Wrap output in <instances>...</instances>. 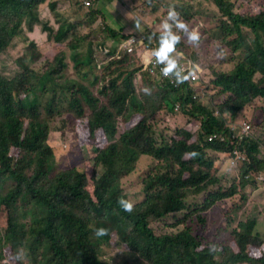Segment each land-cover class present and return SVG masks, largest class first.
Masks as SVG:
<instances>
[{
  "label": "clouds",
  "instance_id": "1",
  "mask_svg": "<svg viewBox=\"0 0 264 264\" xmlns=\"http://www.w3.org/2000/svg\"><path fill=\"white\" fill-rule=\"evenodd\" d=\"M35 1L37 18L23 13L20 19L23 22L24 18H33L40 25L33 26L32 32L26 35L29 42L22 49L27 52L20 57H25L24 63L28 65L26 68L20 65L22 71L15 75L26 71L29 90L21 89L15 97L39 100L40 92L46 106L59 110L60 104L61 109L67 106V102L71 104L83 87L95 93L91 85L84 83L91 82L99 86L100 95H95L99 97L100 105L108 100L106 97L111 93L115 80L122 90L130 78L133 93L129 96L125 92L120 94L131 111L139 110L134 111L138 114L130 124L119 120L118 131L107 133L102 128L92 130L93 111L85 103V107L91 110L86 129L81 125L83 129L78 135L75 133V141L65 145L67 155L62 157L61 154V157L66 160L58 165L54 164V156L62 148L67 129L59 139L56 122L60 120H56L55 130L54 120H50L45 142L50 151H43L41 159H29L28 162L33 165L46 163L50 178L58 181L19 195L10 194L8 186L0 188L3 191L0 199V262L30 264L25 255L28 249L38 256V264H73L75 261L70 258L69 248L74 244L81 251L82 258L91 257L99 264H155L158 249L143 246L134 251L129 239L137 233L141 236L153 232L163 235L186 228L201 241L198 264L207 256L223 264L232 253H240L243 247L251 258H263L264 238L256 231L259 217L257 224L246 234L233 233L231 221L235 209L227 199L202 212L203 222L192 216L185 224L177 225L194 205L203 203L213 189L207 187L199 194L193 190L184 193L171 178L170 147L179 130L191 136L189 144L204 141L233 146V149L207 152V157L214 161V176H235L237 180V171L246 172L242 178L247 186L242 192L248 201L249 195L255 193L264 199V97L259 95L241 103L244 106L236 115L222 110V104L231 95L222 90V83L233 82L236 72L249 70L256 61L264 59V22L255 17L264 9L252 0ZM238 3L243 7L238 8ZM81 6L88 9L85 14H82ZM113 8L119 14H124L126 8L133 13L137 9L140 12L132 19L125 14L117 18ZM230 8L236 17L252 18L241 22L236 31H227V22L232 18ZM94 10L99 12L93 21L90 14ZM146 17L150 20L146 21ZM134 20L136 28H129ZM61 23L66 27L75 25L66 38L57 36ZM119 28L124 29L125 37L115 39L108 33V29L116 33ZM46 46L48 50L45 53L54 54V58L50 60V66L39 73L32 66V61L44 52ZM73 46L77 48L73 49ZM9 47L0 42V54L8 51ZM66 48L71 49L70 57L63 55ZM32 50L36 51L35 57L30 56ZM76 55L91 57L92 61L77 67ZM61 57L67 63L66 67L57 63V58ZM69 67L75 78L65 76ZM0 75L8 79L15 77ZM260 77L261 73L256 72L254 80L258 81ZM25 92H28L26 96ZM194 105L224 120L227 131L205 135L202 130L204 117L193 111ZM161 112L183 114L187 117L185 126L168 134L156 135L153 121ZM39 116L46 117L45 110L36 107L30 111L21 120L24 121V129L30 119ZM144 116L149 118L153 142L142 149L134 162L118 157L116 152L122 136L138 128ZM86 117L85 108V116L81 119ZM91 145L94 146L93 159L86 162L83 169L77 168L76 165L85 162L84 147ZM68 146L72 147L71 152L66 151ZM240 146L243 150L239 149ZM7 152L8 159L22 157L21 151L15 147H9ZM76 153L83 157L82 163L74 164L68 160ZM197 155L193 151L185 155V159L190 160ZM8 159L4 163L0 160V168L13 165ZM149 161L154 165L141 176L140 195L136 198L131 190L125 189L124 181L139 174ZM86 181L88 186L84 185ZM98 181L100 189L94 186ZM221 203L223 220L214 233L209 234L208 229L204 234L195 231L199 224L207 223L208 213ZM108 206L110 209L106 211ZM40 237H70L72 241L46 244L40 242ZM9 252L13 254L9 255Z\"/></svg>",
  "mask_w": 264,
  "mask_h": 264
},
{
  "label": "trees",
  "instance_id": "2",
  "mask_svg": "<svg viewBox=\"0 0 264 264\" xmlns=\"http://www.w3.org/2000/svg\"><path fill=\"white\" fill-rule=\"evenodd\" d=\"M252 2L259 4L264 9V2L261 0H252ZM35 10V0L32 2L0 0V42L11 46L15 39L22 38L15 45L24 48L26 42H29V38L22 34L23 22L20 18L23 13L37 18ZM98 12L99 10L91 11L92 14L90 16H92L93 21L97 19ZM230 13L232 18L227 22V31H236L241 22L252 18V16L239 15L236 17V13L232 8H230ZM255 17L264 22V10ZM73 28H75V25L70 24L66 27L65 24L61 23L57 36L66 38ZM50 31L52 32L51 28ZM108 33L115 39L126 36L124 29L121 28L117 29L116 33L108 29ZM76 48V46H73V49ZM36 55V51L32 50V55L30 56L35 57ZM74 59L77 67L80 64H90L92 61L91 57H84L83 55H76ZM57 63L61 67H66L67 65L62 57L57 58ZM20 65L26 68L28 64L22 62ZM256 72L261 73L258 81L254 80ZM27 82L28 76L26 71L21 72L12 79L0 75V160L4 163L5 159H8L7 151L9 147H15L22 153V157L17 160L8 159L13 165H2L0 168V188L8 186L10 194L19 195L23 192L32 191L37 186L57 183V179L53 180L49 176V165L46 163L33 165L28 162L29 159H41L43 151H50L45 142L50 129L51 119L54 120L56 117H62L65 114L69 115L70 121L74 122L75 119L80 120L85 116V103H87L93 111L91 118L92 130L95 131L102 128L107 133H116L118 131L119 120L124 121L127 125L138 114L134 111L139 109L131 111L127 101L120 94L121 92H125L129 96L133 93L134 89L130 78L126 80V85L122 90H119L120 86L116 80L112 83L111 93L106 97L108 100L105 104L101 103L99 105V97L95 95L94 91L88 87H83L79 91V94H76L71 104L67 102V106L62 109L60 104L58 106L59 110L50 109L42 100L39 101L38 98L33 100L26 98L22 100L15 97V94L21 89L29 90L26 85ZM40 87L44 88L43 85H40ZM222 90L231 94L222 104V110H228L233 115H236L242 109L244 104L241 103H247L253 98L259 97V95L264 97V59L256 61L253 68L249 70L236 72L233 82L222 83ZM27 94L28 92H25V96ZM36 107L40 110H45L46 117H33L28 121L27 128L24 129V121L21 122V120ZM194 108L193 111H197L198 114H202L204 117L202 130L205 135L213 132L227 131L224 120L214 117L205 108L197 105H194ZM142 120L138 128L122 136L120 148L116 152L118 157H124L134 162L138 159L142 149L153 142L151 128L148 126L149 118L144 116ZM175 137L170 147L173 167L172 180L186 194L189 190H193L196 194H199L207 187L213 189L204 202L194 205V208L186 214L184 219L177 222V225L185 224L192 216H196L199 221L203 222L202 212L210 209L213 204L227 199L228 203H231L235 209L233 220L231 221L232 228L234 229L232 232L246 234L250 231L251 227L255 223L257 224V216L252 207L249 205L243 214L239 213L242 205L248 201L247 196L242 192V189H245L247 186V182L242 178L246 172L237 171V180L229 183L228 175L214 176V161L207 157L208 151H224L233 149V146L204 141L189 144L191 136L187 132L180 130L176 132ZM239 149L243 150L242 146ZM193 151L197 152L198 155L190 160H186L185 155ZM88 184V181L84 183L86 186ZM94 186L97 189L101 188L99 181L95 182ZM109 209L110 206L106 208V211ZM38 239H40V242L46 244H66L72 241L70 237L62 239L40 237ZM200 244L201 241L192 234L189 228L182 229L177 233L163 235H156L153 232L150 235L141 236V234L137 233L129 239V245L134 251L143 246H147L152 250L158 249V260L155 264H198V247ZM13 251L15 252L14 249ZM69 253L71 260L75 261L73 264H99L97 261L92 260L91 257L82 258L80 256L81 251L74 244L70 246ZM12 254V252H9V255ZM25 255L30 264H38L40 261L38 256L28 249ZM244 262H248L249 264H264V257L253 259L248 255L245 247H243L240 253H232L231 257L227 258L223 264H243ZM8 263L0 262V264ZM200 264L221 263L215 262L207 256Z\"/></svg>",
  "mask_w": 264,
  "mask_h": 264
},
{
  "label": "rangeland",
  "instance_id": "3",
  "mask_svg": "<svg viewBox=\"0 0 264 264\" xmlns=\"http://www.w3.org/2000/svg\"><path fill=\"white\" fill-rule=\"evenodd\" d=\"M127 1L130 2L131 0H127ZM237 7L238 8L243 7V4L238 3ZM87 10L88 9L86 7L81 6L82 14H85L87 12ZM114 11L117 12V18H120L122 15L125 14L129 19H132L136 15V13L140 12V9L135 10V13H133L128 8H126L124 14H122V13L119 14L120 12L118 13V11L115 9H114ZM109 17H110V15H109ZM148 20H150V18L146 17V21H148ZM134 21H135L134 24L132 26H130L129 28H133V29L136 28V20H134ZM38 25H40L39 21L33 20V18H24L23 24H22V34L29 35L30 32H32V27L38 26ZM40 33H41V31H40ZM42 34L44 36L45 33H42ZM19 41H20V39L14 40L12 45L9 47L10 49L8 51L0 54V73L5 74L6 76H8L10 78L14 77L18 72L22 71V67L20 66V63H22L26 60L25 57H20V55L23 53H26L27 51L22 49L23 47H18L15 45ZM47 50H48V46L45 47V50L43 53L38 54L39 57L37 56L36 59H34L32 61V64H33L32 66L39 73H43L47 69V67L50 66V64L52 63V62H50V60H52L54 58V54L45 53V51H47ZM78 51H79V53L84 54L81 50H78ZM70 52H71V49L66 48L63 51V55L66 57H70ZM64 74L67 78H75V76L71 70V67L67 68L65 70ZM84 83L87 84L88 86L91 85V87L95 90V93L100 95L99 90H98L99 86L97 84H94L91 82H88L89 84L87 82H84ZM103 84H106V82H104ZM152 94H154V93H152ZM40 100H41V95L39 92V101ZM168 102L170 105H172V103H173L171 99H169ZM86 110H87V117L84 119H81V120L75 119L74 122L70 121L69 115L67 116L65 114L62 117L58 116L54 119V130H55L56 119L60 120L59 122H56V131L58 132V138L59 139H62V134L67 129L65 134H64L65 139L62 142L63 151H62V148H59L58 152L54 156V164L55 165H58L59 163H63L66 160L65 158H62V157H66V155H67V153L65 152V145L70 143V142L75 141V133L78 135V132L80 131V129H83V128H81V125H84L85 129H86L87 120L91 114V110L88 107H86ZM186 118L187 117L181 113L172 114V113L161 112L158 114L157 119L153 121L154 132L156 133V135H160L161 133L168 134L174 129H179V128L185 126ZM80 121H82V122H80ZM93 147H94L93 145L84 147V154L83 155H84L85 162L83 165H76L77 168L83 169L85 167L86 162L93 159V157H94ZM61 151H62V153H61ZM66 151L71 152L72 147L68 146ZM61 154H62V157H61ZM68 160L72 161L74 164H77V163L83 162V157L76 153V154L71 155L68 158ZM153 165H154V163H152L151 161L147 162L143 166V168L139 172V174H135V175L127 178L124 181L125 189L131 190V193L136 198H138L140 195L139 185H140V181H141V176L144 174L145 171H148ZM228 177H229V183H231L232 181L235 180L234 179L235 176H228ZM2 193H3V191H0V199H1ZM258 204H260V206H261V211H260V206H258ZM249 205H255L252 207V210L255 212L256 216L259 217L258 218V226H257L256 231L258 233H260L262 235V237L264 238V199H263V196L261 194H258V193H255L254 195H252V194L249 195V201L245 202L242 205L241 209L239 210V213L243 214V212L248 208ZM222 220H223V210H222V203H221V204H218L217 206H215L208 213L207 223L205 225L199 224L195 228V231L201 232L204 234V233H206V231L208 229L209 234H213L215 229H217L219 224L222 222ZM212 242L213 241H211V243Z\"/></svg>",
  "mask_w": 264,
  "mask_h": 264
}]
</instances>
